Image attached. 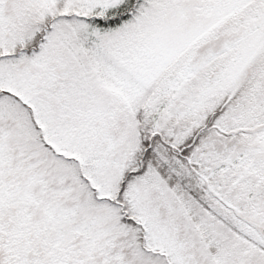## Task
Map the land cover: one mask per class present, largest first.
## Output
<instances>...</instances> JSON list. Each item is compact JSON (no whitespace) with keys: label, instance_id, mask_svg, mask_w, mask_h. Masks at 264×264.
Masks as SVG:
<instances>
[{"label":"snow or ice","instance_id":"obj_1","mask_svg":"<svg viewBox=\"0 0 264 264\" xmlns=\"http://www.w3.org/2000/svg\"><path fill=\"white\" fill-rule=\"evenodd\" d=\"M0 264H264V0H0Z\"/></svg>","mask_w":264,"mask_h":264}]
</instances>
